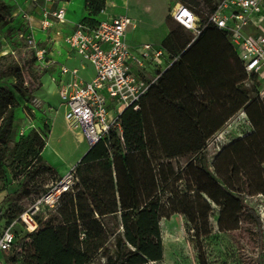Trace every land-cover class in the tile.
Here are the masks:
<instances>
[{
  "label": "trees",
  "instance_id": "16d2710c",
  "mask_svg": "<svg viewBox=\"0 0 264 264\" xmlns=\"http://www.w3.org/2000/svg\"><path fill=\"white\" fill-rule=\"evenodd\" d=\"M106 4L86 0L82 23L98 25ZM13 14L0 0V26ZM164 44L176 60L142 96L139 108H125L120 126L89 148L75 168V192L39 220L36 231L26 233L17 225L8 264H160L161 222L174 215L185 218L196 240L211 235L215 209L221 233L240 230L248 217L260 226L246 203L248 196H264V98L257 76H248L228 34L213 25L192 43L175 29ZM31 52L33 61L21 57L20 66L9 71L13 89L0 86V184L23 179L18 200L29 201L25 208L7 210L5 229L46 191L48 180L59 179L42 156L50 125L19 134L14 124L22 106L36 118L32 98L42 83ZM24 71L33 89L26 87ZM242 110L251 131L223 146L210 162L209 141ZM199 262L208 264L202 254Z\"/></svg>",
  "mask_w": 264,
  "mask_h": 264
},
{
  "label": "built area",
  "instance_id": "2783aa9c",
  "mask_svg": "<svg viewBox=\"0 0 264 264\" xmlns=\"http://www.w3.org/2000/svg\"><path fill=\"white\" fill-rule=\"evenodd\" d=\"M53 4L54 0H44ZM193 5L178 0L169 20L187 36L190 43L202 33L204 27L213 25L225 31L250 77L256 75L260 82L259 94L264 98V0H197ZM26 19L30 18L25 15ZM66 9L51 7L44 10L40 29L47 31L54 25L66 23ZM134 22L127 16H118L100 21L91 27L79 23L72 33L63 36L64 44L75 51L83 61L95 69L94 78L87 82L78 76L77 69L62 67V75H72L73 81L63 84L60 97L66 101L65 119L70 128H79L89 146L106 139L111 130L119 127L118 116L112 117L109 99L122 109L138 103L150 86L156 81L145 82L134 72L131 64L144 67V60L161 56L160 50L151 44H144L143 51L135 53L127 43V30ZM62 35L61 31L56 32ZM33 51L36 64L45 73L49 65V50L37 42L33 33H20L19 36ZM34 106L40 103L35 98ZM122 113V112H121ZM75 168L57 181L51 182L46 191L38 197L18 219L5 229L0 238V253L16 249L15 228L20 225L26 233L39 227V220L46 219L62 203L64 198L75 192L77 186Z\"/></svg>",
  "mask_w": 264,
  "mask_h": 264
},
{
  "label": "rangeland",
  "instance_id": "374dc122",
  "mask_svg": "<svg viewBox=\"0 0 264 264\" xmlns=\"http://www.w3.org/2000/svg\"><path fill=\"white\" fill-rule=\"evenodd\" d=\"M5 1L12 6L14 10L13 16L17 13L18 8L20 7L32 11V9L38 8L37 5L41 6L45 2L44 0ZM29 1L31 2V5H29ZM143 1L146 2L147 0H132L129 5L126 3V11L130 12V17L135 16L142 8H144L142 6ZM153 1L158 2V4L162 2V4L164 3L165 5L164 0H151V3ZM109 4H111V2H109ZM63 7L66 9L65 20L68 21V19H71V4H64ZM126 11L122 10V12ZM143 11L144 10H141L140 14H143ZM145 11L147 12L143 15V20L151 14L147 9ZM14 19L15 18H13L7 26H0V86L9 89H13L16 83L12 75H9V71L20 66L19 59L22 57L28 61H33L31 50L28 49L25 42L19 37L21 32L24 33V25L19 23L14 24ZM53 27L56 28L57 25ZM61 32L62 35L60 36V40H62L66 31L61 29ZM34 34L35 40L37 42H41L40 44H42V41H45V34L42 31H38ZM60 42L61 41H57V43L53 46L56 48L53 54L55 59L59 58V53L62 52L63 54H66L67 52V47L63 40L61 43ZM58 61L62 62L64 60L60 56V60ZM32 67L40 78L42 76L44 80L51 81L50 74L41 73L43 72L42 68L35 62L32 63ZM23 75L26 87L33 89L35 85L28 84L31 83L28 73L24 71ZM262 82L264 85V81ZM45 91L46 89H44V91H40L38 89L36 94L44 99L43 96ZM259 97L261 98L260 94ZM32 99L34 101L35 97ZM33 101L32 105H34ZM64 103H66V101L62 100L58 96L50 101V105L53 107V110L52 112H48L47 116L50 120H52L51 127L53 131L50 135V144L48 149L45 150L43 155V158L48 165L56 171L57 177L59 174L57 173L55 166L57 162H59V159L55 157L54 153L58 154L60 159L63 160L64 163H58L60 170H63L64 166L67 164L66 162H71V156L74 155L77 147L76 143L71 139V133L69 134V132L66 131L67 126L62 120ZM20 108L17 109V117H19ZM58 111L59 113H57ZM43 112L45 111L38 110V117H41ZM115 114L117 117L118 112L116 111ZM248 129L246 119L242 114L234 117L209 141L207 149L209 161H213L214 156L223 146L247 133L249 131ZM71 170L72 169H70V171ZM59 177L63 176L60 175ZM23 181L24 180L21 179V181L13 183L8 179L6 184H0V187L12 185L16 189L0 206V238L5 230L7 210L10 207H12L11 209L13 210L19 207L25 208L29 204L28 200H18L21 194L20 186ZM50 183L51 182L48 180L47 185ZM246 203L259 215L260 226L254 218L248 217L242 219L240 230L221 233L217 228L219 210L215 209V212L211 217L212 233L209 237L200 240L192 238V234L187 230V222L183 216L174 215L170 219L162 220L161 231L164 242V260L160 264H200L199 260L201 254L204 255L208 264H264V196H248L246 197ZM11 255H13V251H8L3 256L4 258L1 256L0 259L5 260Z\"/></svg>",
  "mask_w": 264,
  "mask_h": 264
},
{
  "label": "crops",
  "instance_id": "0c3cea01",
  "mask_svg": "<svg viewBox=\"0 0 264 264\" xmlns=\"http://www.w3.org/2000/svg\"><path fill=\"white\" fill-rule=\"evenodd\" d=\"M13 1L14 0H11V2ZM131 1L132 0H107L106 7L97 16V20L100 22V21L110 20L118 16H127L134 22V26L128 28L127 35H126L127 43L133 49V51L137 54L139 53V51L140 52L143 51L144 44H151L153 46V49L157 51L160 50L162 52L161 56L157 58H151V59L144 60V67H140L134 62H132L131 64L134 72L137 74V76L141 80L145 82H151L153 80H157L160 77V75H162L171 66V64L176 60V58L172 57V53L166 47V45L164 44V41L168 38L171 32L176 29L175 24L169 20V16L172 13L173 8L178 0L177 1L176 0H164L165 5L164 3L162 4V2L158 4V2H154V1L151 3V0H147L146 2L143 1L142 6L144 8L141 9V10H144L142 12L143 14H140V11H141L140 10L135 16L130 17L129 16L130 12L126 11V5L127 4L129 5ZM109 2H111V4H109ZM28 3L29 5H31L30 1ZM64 4H67V5L71 4V19L67 18L68 21H66L64 25L57 24L56 28L52 27L48 29L47 31H42L39 27L40 26L39 24H40V21L43 19L44 10L47 8H51L52 6L62 7L64 6ZM37 6L38 8L32 9V11H29L28 9H24L23 7L18 8L17 13L13 16V18H15L13 20V23L23 24L24 33H27V34L33 33V35H35L34 33L38 31H42L45 34V41H42V45L48 48L49 50L48 58L51 63V65H49L45 73L50 74L51 81H46L41 76L42 85L39 88V90L44 91V89H46V91L43 96L44 99L38 96L36 92L34 94V97L40 103V106L38 108L35 107L34 105L31 106V109L33 113L35 114L36 118L30 119L25 114L24 108L22 106L20 108L19 117H17L18 115L16 113L17 110L15 112L14 124H15L16 129H18L19 134L26 133L32 128L41 129L43 128L44 123H47L50 125L51 132L48 135L47 144L42 153V156H43L45 150L48 149V146L50 144V135L53 131L51 127L52 120H50L49 117L47 116V113L52 112L53 110V107L50 105V101H52V99L55 98L56 96L60 97V94H59L60 87L63 84H68L72 82L74 79V77L70 74L62 75L61 73L62 67H67L71 70L77 69L78 76L82 80L87 81V82L91 81L94 78L95 69L90 63L83 61L82 58L75 51H73L72 49H69L67 46H66L67 47L66 54H63L61 52L59 53V58L55 59L53 57V54L56 50V48L53 46L57 43V41L62 42L63 40V38L62 40H60L61 35H58L56 32L61 31V29H64L66 31L65 35H67L74 31L76 26L79 23H81L85 17L88 16V12L86 10V0H54L53 4H46L44 2L43 5L41 6L37 5ZM146 9L151 14L146 19L143 20L142 17L147 12L145 11ZM122 10L123 11L125 10L126 12H122ZM25 15H27L30 18V20L24 18ZM178 36L181 38V43H184L185 39L180 32L178 33ZM60 56L63 58L64 61L62 62L58 61L60 60ZM245 84L249 85L250 83L247 81ZM108 102H109L110 114L112 117H116V114H115L116 111L118 112V115L122 112L123 108L120 109L114 101L109 99ZM64 109L66 111V103H64L63 105V119L62 120L65 122L67 126L66 131L69 132V134L71 133V139L73 142L76 143L77 147H76V151L74 155L71 156V162H66L67 164L66 165L64 164L65 166L63 170H60V167L58 165V163H61V162L64 163L63 160L60 159L58 154L54 153L55 157L59 159V162H57L55 166L59 176L60 175L65 176L67 173H69L70 169L76 168L75 165H77L81 161L82 157H84L83 155H85L90 148L83 132L79 128L72 129L68 126L67 121L64 116ZM38 110L45 111L43 112L41 117H38V113H37ZM57 113H59V111ZM239 114L240 115L242 114L245 117L247 126L249 128L248 130L251 131L250 123L244 111L243 110L240 111L237 115ZM237 115H235L234 117H236ZM15 190H16L15 187H13L12 185H9L6 190L0 192V206L4 203L5 199ZM5 253L7 252H1L0 257L2 256V258H4L3 256L5 255ZM0 264H8L7 259L5 260L0 259Z\"/></svg>",
  "mask_w": 264,
  "mask_h": 264
}]
</instances>
